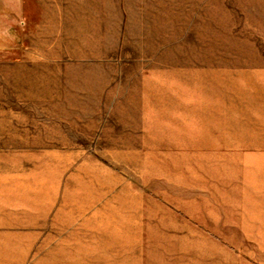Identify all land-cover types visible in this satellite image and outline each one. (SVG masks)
<instances>
[{"label": "rangeland", "instance_id": "374dc122", "mask_svg": "<svg viewBox=\"0 0 264 264\" xmlns=\"http://www.w3.org/2000/svg\"><path fill=\"white\" fill-rule=\"evenodd\" d=\"M45 4L55 18L0 62V264H264V149L222 142L188 111L214 97L175 76L264 70V0ZM160 220L179 229L166 252Z\"/></svg>", "mask_w": 264, "mask_h": 264}, {"label": "bare ground", "instance_id": "6f19581e", "mask_svg": "<svg viewBox=\"0 0 264 264\" xmlns=\"http://www.w3.org/2000/svg\"><path fill=\"white\" fill-rule=\"evenodd\" d=\"M208 68L209 69L205 68L204 70L201 71L180 70L175 73V76L184 80L190 81L192 79H195L196 81L198 79V81L200 82L199 84V88H201L200 90L204 94H208L214 97L213 100L209 99L203 101L202 103L196 104L192 107L188 106V111L191 112L193 115H199L200 119H202L201 122L203 123V126L217 124L216 126L219 129L225 128L227 132L226 138L223 140L221 134H219V137L220 140H222V142L224 141L225 143H227L226 145L244 146L251 150L264 149V85L262 84V82H260V81H264V70L250 71L249 69L226 70L223 68H218V69L216 68L214 69L212 67H208ZM223 74H225L224 77ZM59 76L60 75H58V77ZM56 78H57V74H56ZM47 79L48 77L42 75L41 72L38 74L37 73L34 74L33 78L31 77V79L30 78L28 79L31 85L30 90L32 87L31 91L35 95H39V97L47 98L49 96V93L51 92V89L49 88L50 82H48L50 78L48 80ZM57 79L59 80V78ZM40 83L44 85L42 89L38 88V85ZM146 90L149 92H153V90L149 87H147ZM242 134L244 135L246 134L248 136V138L246 139H248L249 144L246 143L247 141L245 138L242 137L243 136ZM256 134H258L259 136ZM202 141H204V138L197 140V142L203 144ZM199 143L197 144L200 145ZM234 146L232 147L235 148ZM83 207L84 208L82 209V211L86 209L85 205H83ZM158 209L159 207L157 205L155 209L151 210L150 216L157 214ZM134 215L136 216V214ZM134 215H130L128 217H126L125 215V218L126 220H128V222L132 223L136 221L135 219H133ZM160 223L161 224L163 223L161 225L162 226L161 229H163V240L155 237L153 233V229H151L152 226L149 223L147 224L148 225L147 233L148 236L152 238V240L158 242V245H161L162 249L166 252L168 250V247L170 248L171 246H173L171 240L173 238L175 239V232L177 233L179 229L176 227V225H170L169 223L166 224L161 220ZM166 230L172 233L171 236H167V234L165 233ZM185 230L189 235L193 232L190 227H187ZM125 232L126 233L122 234V236L117 238L116 241L118 244L121 243V245H123L126 251L127 250L129 251L132 248L131 245H134V243L132 244V242L134 241L137 242L142 238L141 227L138 228L133 226L127 227V230ZM119 240H121V242H119ZM185 243L188 244L189 242L185 240ZM106 244L108 245V243ZM187 246L188 247L186 250L188 251L189 247L191 248V246L189 244ZM148 253L153 258L151 259L150 257H146L144 258L143 263L145 262L146 264H178V263L183 264L181 263L182 260L181 262L176 261L175 263H172L168 261L166 263V261L163 260L162 256H158V254H153V252L150 250H148ZM130 254L131 253H127L125 254L126 256L122 258V260L124 259L123 262L125 261L124 264H130L128 259L133 258V255ZM103 257L107 259L109 258L107 256L106 257L103 256ZM59 259L61 258L58 257V260ZM110 259L113 258L111 257ZM99 260L101 259L99 258L96 261ZM184 264H193V259L191 261V257H188L187 260L184 262Z\"/></svg>", "mask_w": 264, "mask_h": 264}, {"label": "crops", "instance_id": "0c3cea01", "mask_svg": "<svg viewBox=\"0 0 264 264\" xmlns=\"http://www.w3.org/2000/svg\"><path fill=\"white\" fill-rule=\"evenodd\" d=\"M45 2L0 0V62L22 57L41 22L55 18L47 11Z\"/></svg>", "mask_w": 264, "mask_h": 264}]
</instances>
